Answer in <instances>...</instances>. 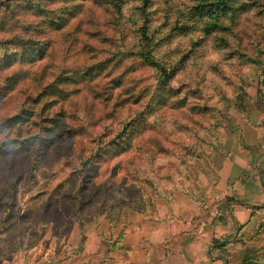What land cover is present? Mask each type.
Instances as JSON below:
<instances>
[{
  "label": "trees",
  "instance_id": "trees-1",
  "mask_svg": "<svg viewBox=\"0 0 264 264\" xmlns=\"http://www.w3.org/2000/svg\"><path fill=\"white\" fill-rule=\"evenodd\" d=\"M153 1L0 0V111L6 112L0 117V157L28 151L23 166L25 172L30 173L41 168L43 152L47 156L57 151L59 159L55 164L60 166L61 173L69 176L58 181L46 195L45 190L34 195L43 194L41 215L45 216L47 206L58 200L70 203L69 210L80 225L94 222L95 219L84 216L95 211L116 224L125 209L141 211L146 201L150 209H154L155 199L149 192L163 197L166 190L172 188L167 182L172 180L173 174L157 172V154L179 157L183 164L189 154L184 150L189 145L181 141L175 143L176 147L170 146L168 132L172 129L164 128V144L150 141L142 152L139 141L142 134H149L151 138L155 129L151 128L155 120L147 123L149 117L143 115H152L154 104L158 100L165 101L166 97L158 96L160 89L169 91L168 96H175V108L187 106V97L181 96L179 88L174 89L170 83L190 65L191 56L202 40H210L226 59L248 64L251 72H256L254 78L264 82V0H185V4L175 9H163L159 23H155L154 18L160 9L149 10ZM90 3L104 9H90ZM128 3L129 9H123ZM169 16L172 22H168ZM255 18L262 22H255ZM242 19L246 24L251 23L250 33L237 29ZM55 35H59L63 43V55L56 63ZM173 35L189 37L187 46L170 43ZM241 35L250 39V49L243 48L242 44L241 48L236 46L235 42L242 41ZM123 39L131 45V49H127L129 56L154 72L155 90L139 91L129 83L123 85V72L114 74L119 62L117 56L123 53ZM109 45L114 49L110 50ZM101 55L105 56L99 59ZM70 57L75 59L71 66L61 65ZM124 87L129 96H137L133 103L139 102L138 94L143 91L147 92L148 99L142 109L130 117H126L124 108L115 122L114 111L122 107L123 99L127 98L123 97ZM202 87L205 88L196 85L197 90ZM106 88L111 89L106 98L108 105L106 103V109L97 110L93 101L87 102L88 90ZM15 93L17 101L6 109ZM78 93L81 105L76 106L79 102L73 99ZM200 98H195L197 103ZM199 109L214 110L212 107L206 110L207 106L201 108V105L190 108L192 112ZM110 117L112 122L107 121ZM137 136L139 138L135 139ZM118 152H123V162L114 164L112 158L118 156ZM9 170L6 166L1 173L5 176L0 174L7 186L5 195H0V208L4 197L12 203L15 201L16 180L10 179ZM12 216L10 212L5 221L0 220V242L8 248L14 244V231L26 230L21 223L10 220ZM225 243L221 241L216 245ZM5 252L7 249L0 247V259Z\"/></svg>",
  "mask_w": 264,
  "mask_h": 264
},
{
  "label": "rangeland",
  "instance_id": "rangeland-1",
  "mask_svg": "<svg viewBox=\"0 0 264 264\" xmlns=\"http://www.w3.org/2000/svg\"><path fill=\"white\" fill-rule=\"evenodd\" d=\"M184 1L154 0L149 10L160 9L155 23L161 21L163 9H175L185 4ZM129 3L123 9H129ZM90 5V9L96 11L104 9L99 4ZM168 19L172 22V16ZM255 22L262 20L255 18ZM237 29L250 33L252 25L242 19ZM241 37L242 41H238L239 45L235 42L236 46L241 48L242 44L243 48L250 49V39ZM186 38L189 37L173 35L169 41L174 46L186 47ZM54 40L56 63L63 55V43L59 35H55ZM109 49L113 50L114 46L109 45ZM127 49L130 50L131 45L123 39V53L117 56L119 62L114 74L123 72V85L129 83L139 91L155 90L154 72L138 65ZM191 59L190 65L170 83L174 89L179 88L181 96L187 97V106L175 108V96H168L169 91L160 89L158 96L166 97L165 101L158 100L154 104L152 115H143L149 117L147 123L155 120L151 126L155 129L151 138L149 134H142L139 140L142 152L150 141L164 144V128L172 129L168 132L170 146L176 147L175 143L181 141L189 145L184 150L189 154L183 164L179 157L157 154V172L173 174L172 180L167 182L172 188H168L163 197L149 192L155 199L154 209H150L147 201L141 211L125 209L116 224L95 211L84 216L95 219L94 222L80 225L69 210L70 203L58 200L47 206L45 216L41 215L43 194L34 195L43 190L46 195L58 181L69 177L55 164L59 152L52 151L47 156L43 152L41 168L30 173H26L23 166L28 151L2 156L0 174L4 167L10 168V179L16 180L17 192L13 203L3 198L0 220L5 221L12 212L10 220L21 223L26 230L14 231V244L9 248L0 242V247L7 249L0 264H264V82L254 78L256 72H251L248 64L223 57L210 40H202ZM74 60L70 57L61 65L71 66ZM197 84L205 88L197 90ZM103 89L88 90L86 95L87 102L93 101L97 110L106 109V103L108 105L106 98L111 89ZM125 89L123 97L127 98L123 99V108L118 106L114 111L115 122L124 108L126 117H130L142 109L148 99L147 92L143 91L135 104L137 96H129ZM198 96L202 97L199 103L195 100ZM17 99L15 93L5 108H12ZM73 100L79 102L76 106L81 105L80 93ZM197 105L207 106L206 110L212 107L214 112L200 109L192 112L190 108ZM5 114L0 111V117ZM113 119L110 117L107 121ZM118 153L112 158L114 164L123 162V152ZM3 180L0 178L2 197L7 187ZM256 206L259 208H253ZM120 211L123 212V208ZM221 241H226L225 245H216Z\"/></svg>",
  "mask_w": 264,
  "mask_h": 264
},
{
  "label": "crops",
  "instance_id": "crops-1",
  "mask_svg": "<svg viewBox=\"0 0 264 264\" xmlns=\"http://www.w3.org/2000/svg\"><path fill=\"white\" fill-rule=\"evenodd\" d=\"M187 244H190L189 242Z\"/></svg>",
  "mask_w": 264,
  "mask_h": 264
}]
</instances>
